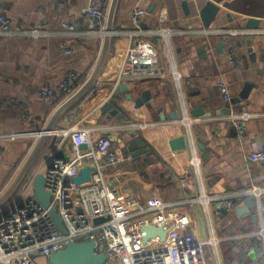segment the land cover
Returning a JSON list of instances; mask_svg holds the SVG:
<instances>
[{
	"label": "crops",
	"instance_id": "0c3cea01",
	"mask_svg": "<svg viewBox=\"0 0 264 264\" xmlns=\"http://www.w3.org/2000/svg\"><path fill=\"white\" fill-rule=\"evenodd\" d=\"M91 1L0 0V12L7 14L12 23V33L0 35V196L28 157L36 141L34 132L45 127L66 99L61 96L47 100L38 91L57 87L71 72L78 74L80 86L94 69L104 37L91 30ZM207 2L219 7L209 25H205L201 13ZM109 4L110 0L107 13ZM137 4L146 9L139 25L131 20ZM251 18L259 21L255 28H264V0H119L115 32L99 81L64 113L57 127L66 130L78 125L89 129L93 139L107 132L116 135L113 145L120 149L124 160L110 167L108 175L119 201L124 203L131 194L142 208L158 201L170 203L190 214L188 230L198 240L206 241L208 234L205 239L201 227L194 226L200 217L207 233L205 207L197 200L203 191L210 198L208 207L221 264H264V241L259 233L264 225V193L259 198L247 193L254 187L264 188V159H251L253 152L264 151V33L246 31L233 37L236 65L232 66L227 37L205 30L255 29L247 26ZM64 23L73 25L74 32H69ZM35 28L43 35L20 33ZM165 28L181 32L168 35L162 32ZM132 44H144L153 51L160 75L119 81ZM118 82L126 83L128 90L116 96ZM222 82L229 87L231 104L220 93ZM248 82L253 83L250 94L236 102ZM145 90H150L151 99L136 106L134 98ZM129 92L134 98L126 97ZM111 99L120 105L124 119L103 111ZM198 107L210 116H193L192 111ZM232 107L257 113L246 121L242 141L236 138L225 116ZM184 111L192 119L190 127L179 120ZM23 132L21 137L8 136ZM130 133L143 138L150 151L133 156L126 139ZM183 135L189 138L187 147L173 149L171 141ZM60 136L65 139L63 132ZM199 140L210 147L208 158L202 157ZM190 141L196 144L202 159L199 174L191 165ZM50 147L47 143L30 174L45 169L51 160ZM17 194L1 210L13 205ZM216 197L221 198L220 210ZM250 197L255 207L250 214L239 215L235 205ZM228 198L234 201L231 209L223 205Z\"/></svg>",
	"mask_w": 264,
	"mask_h": 264
},
{
	"label": "built area",
	"instance_id": "2783aa9c",
	"mask_svg": "<svg viewBox=\"0 0 264 264\" xmlns=\"http://www.w3.org/2000/svg\"><path fill=\"white\" fill-rule=\"evenodd\" d=\"M109 0H93L88 6V14L92 19V31L102 37L106 32L107 5ZM146 9L137 4L131 14L132 23L139 25ZM161 20L165 16L161 15ZM11 18L0 12V35L12 33ZM69 32H74L73 25L64 23ZM207 33L225 35L227 37L228 59L232 66L236 65L233 56L234 38L245 34L246 31H262L258 29H242L233 27H218L206 29ZM166 34L181 32L162 29ZM24 35L39 37L43 35L40 29L20 31ZM149 47L144 44L129 47L123 69L119 74V81L137 80L158 76L161 67L154 60L153 51L146 52ZM179 81V74L174 71ZM79 76L75 72L69 73L55 88L44 87L38 94L47 100L72 95L79 87ZM120 84V82H118ZM220 93L225 102L231 104L232 96L228 85L220 83ZM257 113L238 111L231 108L226 119L233 125L236 138H245V124ZM181 123L190 127L192 119L184 111L179 119ZM63 132V138L71 143L68 160L51 159V168L29 174L18 190L15 202L9 208L0 211V264H37L38 257H49L52 253L63 249L69 241L95 240L96 252L106 255V264H207L205 245H210L218 258V238L214 234L212 215L209 210L210 198L203 191L197 200L204 204V212L208 223V237L206 241L198 240L188 229L191 216L188 212L174 208L167 202H154L146 208L139 206V202L128 194L125 202L119 201L116 193L111 189L108 170L124 160L119 148L114 147L113 140L103 135L93 139L90 130L74 125L66 130L56 128L54 135ZM23 133H10L11 138L23 136ZM35 137L39 132H34ZM86 144V149L80 145ZM189 153L192 168L196 174L200 173L201 157L196 144L190 141ZM132 156H129L131 159ZM251 159H264V151H255ZM92 165L95 171L89 182L76 184L74 178L85 165ZM42 172L45 177V188L51 193V206L59 213L66 232H62L50 213V209L36 201L33 194V180L37 173ZM256 197L264 193V188L254 187L247 191ZM217 200V201H216ZM221 198H215L217 209L220 210ZM223 205L231 209L234 206L232 198L224 200ZM104 218L96 223V218ZM147 225L162 226L167 232L164 240L160 236L151 237L144 242ZM260 236L264 241V225Z\"/></svg>",
	"mask_w": 264,
	"mask_h": 264
},
{
	"label": "water",
	"instance_id": "95a60500",
	"mask_svg": "<svg viewBox=\"0 0 264 264\" xmlns=\"http://www.w3.org/2000/svg\"><path fill=\"white\" fill-rule=\"evenodd\" d=\"M119 0H110L105 34L103 38L102 49L99 54V57L95 63L94 69L91 75L86 79V81L78 87V89L66 98L53 112L49 121L45 125V127L41 130H38L39 136L36 138V141L24 161L23 165L20 167L16 176L10 183L9 187L4 191V193L0 196V211L2 206L9 201L14 194L19 190L23 181L27 178V176L32 172L34 164L39 159L42 154L43 149L46 144H50V159H64L68 160L69 156L68 151L71 148V143L68 142V139H62L59 135H54V131L57 127H60V120L63 117L64 113L77 101L82 99L84 95L92 89V87L99 81L100 75L104 69L105 63L108 58V54L110 51L113 35L115 32V15L118 8ZM183 5L187 8V3L184 2ZM188 9V8H187ZM219 7L212 3L207 2L206 5L202 8L201 13L204 19L205 25H209L211 21L215 18ZM259 24L257 19H249L247 26L250 28H255ZM146 52L152 51L151 49L146 48ZM253 88V83H246L240 97H236L235 101L239 102L243 98H247ZM128 90V85L124 82H121L118 87H116L114 94L117 96L122 91L126 92ZM152 93L150 90H145L143 93L134 98L132 92L126 94V97L129 99L134 98L136 106H140L144 103H148L151 99ZM103 111H108L110 113L109 116H115L116 119L121 120L124 119L125 115L121 111L120 105L114 100L111 99L104 104ZM193 116L199 117L202 115L210 116V113H204L202 107H198L194 111H192ZM173 117H177V114H173ZM105 135L109 136L113 141L116 139V135L112 132H107ZM128 140V149L131 151L132 155L135 156L141 155L146 151H150V146L146 145V142L141 137H135L134 133H130L127 138ZM189 138L185 135L175 138L171 141V146L173 149L186 148L187 142ZM199 149L203 152L202 157L208 158L209 148L202 141H198ZM81 149H86V144L80 145ZM51 161V160H50ZM47 168H51V162H49L46 166ZM95 171V167L92 165H85L80 169L79 174L74 178L76 184H83L89 182L92 178V172ZM33 194L36 201H39L43 204L44 207L50 209V213L54 219V222L58 226V228L62 232H66L65 226L63 224V220L56 209L51 206V193L45 188V177L42 172H39L35 175L33 180ZM255 207V200L250 197L243 203H238L235 205V211L239 215L250 214L251 209ZM104 218H96L95 222H101ZM146 235L144 237V242L146 243L149 238L155 237L157 235L160 236L161 240H164L166 237V231L162 226L156 225H147L144 228ZM96 242L95 240H84V241H69L67 245L54 253H52L49 257L50 264H106V255L103 253L96 252Z\"/></svg>",
	"mask_w": 264,
	"mask_h": 264
},
{
	"label": "rangeland",
	"instance_id": "374dc122",
	"mask_svg": "<svg viewBox=\"0 0 264 264\" xmlns=\"http://www.w3.org/2000/svg\"><path fill=\"white\" fill-rule=\"evenodd\" d=\"M109 171V170H108ZM218 222H220V221H218ZM194 226H200L201 227V233L203 234V236L205 237V239H206V237H207V235L206 234H208V231H207V233H206V229H205V224H204V222L203 221H201V219H200V217H199V219H198V221H197V224L196 225H194ZM230 246H225L224 248H229ZM205 255H206V260H207V264H217L216 263V256H215V254L213 253V249H212V247L210 246V245H205ZM236 249H239L240 250V247L238 248V247H236ZM238 257H236V258H239L240 256L239 255H237ZM228 260H230V261H232V256L231 255H228ZM36 262H37V264H50L49 263V260H48V257H38L37 259H36ZM225 264V263H224Z\"/></svg>",
	"mask_w": 264,
	"mask_h": 264
}]
</instances>
